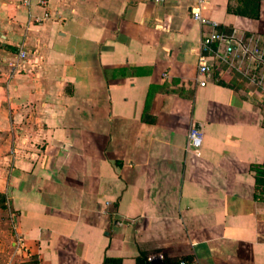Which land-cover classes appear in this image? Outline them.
Segmentation results:
<instances>
[{
	"label": "crops",
	"instance_id": "1",
	"mask_svg": "<svg viewBox=\"0 0 264 264\" xmlns=\"http://www.w3.org/2000/svg\"><path fill=\"white\" fill-rule=\"evenodd\" d=\"M46 1L0 0L11 262L136 264L144 252L165 263L264 264L252 171L264 162L262 111L223 65L205 85L198 72L214 28L264 39V0L256 20L229 13L230 0ZM193 8L216 26L195 21ZM192 127L200 155L187 150Z\"/></svg>",
	"mask_w": 264,
	"mask_h": 264
},
{
	"label": "built area",
	"instance_id": "2",
	"mask_svg": "<svg viewBox=\"0 0 264 264\" xmlns=\"http://www.w3.org/2000/svg\"><path fill=\"white\" fill-rule=\"evenodd\" d=\"M28 2L29 0H25V3ZM46 3V0H41V4L46 5ZM192 17L202 25L212 28L216 26L211 20L202 16L199 8H193ZM20 57L27 58L26 52H20ZM216 64L223 65L225 72L235 73L240 81L248 85L250 94L256 97L260 104L264 124V39L260 35L224 33L214 28L212 32L204 35L201 42L198 72L204 79L199 81L200 85L206 84V77L213 74ZM202 143V131L192 127L187 134V150L200 155Z\"/></svg>",
	"mask_w": 264,
	"mask_h": 264
},
{
	"label": "trees",
	"instance_id": "3",
	"mask_svg": "<svg viewBox=\"0 0 264 264\" xmlns=\"http://www.w3.org/2000/svg\"><path fill=\"white\" fill-rule=\"evenodd\" d=\"M262 1L263 0H230L227 10L231 14L256 20L260 18ZM252 171L255 177L256 196L259 200L264 201V162L261 165L252 166ZM3 199L5 198L3 197ZM103 264H122V259L106 257ZM136 264H150L148 254L140 252L139 256L136 258ZM163 264H184V259H178L172 263L163 262Z\"/></svg>",
	"mask_w": 264,
	"mask_h": 264
},
{
	"label": "rangeland",
	"instance_id": "4",
	"mask_svg": "<svg viewBox=\"0 0 264 264\" xmlns=\"http://www.w3.org/2000/svg\"><path fill=\"white\" fill-rule=\"evenodd\" d=\"M258 105L260 107L259 103ZM14 241V222L6 205V199L0 196V264H16L11 262L16 252Z\"/></svg>",
	"mask_w": 264,
	"mask_h": 264
},
{
	"label": "water",
	"instance_id": "5",
	"mask_svg": "<svg viewBox=\"0 0 264 264\" xmlns=\"http://www.w3.org/2000/svg\"><path fill=\"white\" fill-rule=\"evenodd\" d=\"M11 191H12V188L9 187V195H10V196H11V194H12ZM149 262H150V264H163V261H162L160 258H158V257H155V258L149 260Z\"/></svg>",
	"mask_w": 264,
	"mask_h": 264
}]
</instances>
